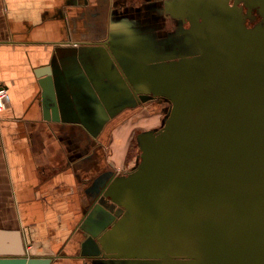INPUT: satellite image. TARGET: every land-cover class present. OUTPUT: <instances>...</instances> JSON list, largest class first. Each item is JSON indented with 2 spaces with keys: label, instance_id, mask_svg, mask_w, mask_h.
<instances>
[{
  "label": "water",
  "instance_id": "obj_1",
  "mask_svg": "<svg viewBox=\"0 0 264 264\" xmlns=\"http://www.w3.org/2000/svg\"><path fill=\"white\" fill-rule=\"evenodd\" d=\"M179 3L192 16L194 0ZM201 17L165 45L178 60L148 53L147 33L126 38L131 56L115 54L132 105L162 95L172 106L136 133L132 167L106 180L123 212L98 237L96 264H264V28ZM41 75L43 118L59 121L52 74ZM51 260L0 247V264Z\"/></svg>",
  "mask_w": 264,
  "mask_h": 264
},
{
  "label": "crops",
  "instance_id": "obj_2",
  "mask_svg": "<svg viewBox=\"0 0 264 264\" xmlns=\"http://www.w3.org/2000/svg\"><path fill=\"white\" fill-rule=\"evenodd\" d=\"M112 0H0V247L59 259L90 257L115 215L101 202L112 175L134 164L136 109L108 50ZM60 119L42 110V70ZM40 73V74H39ZM151 104V103H150ZM148 129V128H146ZM119 216V215H118ZM117 216V217H118ZM91 262L92 259H91ZM96 264V263H92Z\"/></svg>",
  "mask_w": 264,
  "mask_h": 264
},
{
  "label": "flooded vegetation",
  "instance_id": "obj_3",
  "mask_svg": "<svg viewBox=\"0 0 264 264\" xmlns=\"http://www.w3.org/2000/svg\"><path fill=\"white\" fill-rule=\"evenodd\" d=\"M87 2L88 0H84L85 4ZM205 11L210 14L220 13L222 16L230 15L240 24L237 27L238 29L250 32L264 28V1L262 0H194L192 16L188 9H185L179 3V0H112L109 11L106 13V15L108 14V32L97 43L100 45L103 43L117 63L115 54L121 59L124 58V50H127L129 56L133 54L128 51V48H131L128 43L125 44L126 38L130 43L132 37L147 33L149 34V41L153 45L148 53H151L152 50L159 56L177 53L173 60H178L180 59L178 45L175 49H167L165 45L173 44V37H178L177 31L180 27L190 28L191 19L193 22H202L201 14H204ZM118 38L122 39L119 43ZM155 46L158 47L156 50L154 49ZM114 50L118 51V54ZM164 60H172V58ZM131 99L132 96L126 102L133 108H137L136 106L143 103L155 102L166 113L172 106V101L162 95L146 99L144 102L136 97L134 105H132L133 100ZM100 197L101 202L99 203L107 208L111 207V212L115 215L114 219H116L122 213V208L103 194ZM88 263L92 264L91 258Z\"/></svg>",
  "mask_w": 264,
  "mask_h": 264
},
{
  "label": "rangeland",
  "instance_id": "obj_4",
  "mask_svg": "<svg viewBox=\"0 0 264 264\" xmlns=\"http://www.w3.org/2000/svg\"><path fill=\"white\" fill-rule=\"evenodd\" d=\"M168 112H164L161 107L154 103H148V106L145 109H136L133 113L132 119L137 124L135 129H132L130 132L129 145H128V154L130 158L136 157L139 153L135 135L137 132L144 130L146 128H159L161 121ZM123 212V211H122ZM120 215V214H119ZM92 259V257H90ZM83 258L80 257L74 259H59L57 264H82ZM93 263V262H92Z\"/></svg>",
  "mask_w": 264,
  "mask_h": 264
},
{
  "label": "built area",
  "instance_id": "obj_5",
  "mask_svg": "<svg viewBox=\"0 0 264 264\" xmlns=\"http://www.w3.org/2000/svg\"><path fill=\"white\" fill-rule=\"evenodd\" d=\"M6 97V89L3 86H0V111L5 107Z\"/></svg>",
  "mask_w": 264,
  "mask_h": 264
}]
</instances>
